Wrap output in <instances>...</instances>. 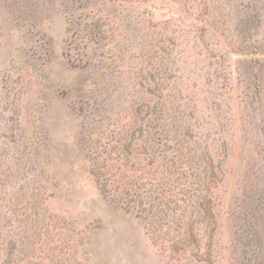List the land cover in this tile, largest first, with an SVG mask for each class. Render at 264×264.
Segmentation results:
<instances>
[{"label": "rangeland", "instance_id": "obj_1", "mask_svg": "<svg viewBox=\"0 0 264 264\" xmlns=\"http://www.w3.org/2000/svg\"><path fill=\"white\" fill-rule=\"evenodd\" d=\"M0 264H264V0H0Z\"/></svg>", "mask_w": 264, "mask_h": 264}]
</instances>
